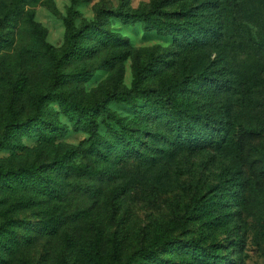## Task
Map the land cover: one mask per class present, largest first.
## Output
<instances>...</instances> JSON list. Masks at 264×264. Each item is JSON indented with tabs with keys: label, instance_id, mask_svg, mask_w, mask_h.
<instances>
[{
	"label": "rangeland",
	"instance_id": "1",
	"mask_svg": "<svg viewBox=\"0 0 264 264\" xmlns=\"http://www.w3.org/2000/svg\"><path fill=\"white\" fill-rule=\"evenodd\" d=\"M202 1L178 0L163 9L179 12L187 8L188 14L195 16ZM221 1L229 3L234 15L228 22L223 21L228 27L224 38L175 58L170 36L145 31L139 23L122 24L108 18L105 21L110 31L127 39L128 57L110 69L95 70L87 82L69 81L63 89L73 98L93 101L108 90L129 88L135 77L134 65L151 58L160 67L150 73L154 77L146 80V87H157L170 78L168 74L176 73L165 68L172 59L185 72L228 60L235 80L225 94L233 103V127L227 147L194 153L171 148L159 138L157 122L143 119L136 156L114 158L108 168L110 175L82 176L76 170L66 176L60 174L62 188L58 182L54 184L60 195L47 194L40 188L2 191L0 213L15 222L16 243H11L7 235L8 247L0 248L5 260L1 264H126L129 253L150 247L160 259L188 263L186 249L168 250L159 245L163 236L186 244L193 240L227 254L221 264H264V136L247 132V126L264 118V0ZM162 2L130 0L133 8L147 11L159 10ZM117 5L118 0H79L77 23L92 21L99 8ZM68 6L69 0H0V19L7 11L19 15L12 44L0 50V134L12 115L20 119L54 118L69 126L57 102L47 101L46 97L58 72L50 65L46 45L57 54L63 48ZM223 14L220 9L216 18L221 19L218 16ZM6 32L0 27L1 34ZM107 51L65 68L64 73L96 66ZM159 74L166 75L163 79L156 77ZM108 108L122 117L133 116L121 102L111 101ZM98 122L102 135L109 127L117 128L106 114H101ZM85 139L84 132L72 129L47 141L33 133L24 134L19 147L0 148V163L12 168L48 164ZM65 160L75 166L83 163L79 154ZM236 161L242 164L243 190L238 186L225 188L226 167H235ZM220 195L227 197L224 209L229 215L214 226V219L203 205L198 207V202ZM47 218L56 219L53 233L42 228V220ZM2 220L0 215V225H4ZM113 235L118 240L116 255L110 242ZM129 264L145 261L136 259Z\"/></svg>",
	"mask_w": 264,
	"mask_h": 264
},
{
	"label": "trees",
	"instance_id": "2",
	"mask_svg": "<svg viewBox=\"0 0 264 264\" xmlns=\"http://www.w3.org/2000/svg\"><path fill=\"white\" fill-rule=\"evenodd\" d=\"M176 1L178 0H163V5L158 7L159 10L147 11L133 8L130 0H118L115 8H99L92 21L77 23L79 11L76 7L79 0H69L63 48L57 54L51 45H46L50 65L58 71L48 86L46 97L47 101L57 102L70 127L60 124L54 118L20 119L12 115L0 134V148L19 147L20 137L29 133L47 141L72 129L84 132L86 139L78 146L67 150L65 154L56 156L48 164L12 168L0 163V193L16 188H40L47 194L60 195V190L54 186L58 182V186L62 188L63 180L60 174L66 176L76 170L77 175L82 176L89 173H96V177L110 175L108 168L114 158L136 156L138 152L136 142L144 131L140 124L143 119L157 122L159 138L171 148H182L194 153L210 149L222 151L227 147L233 127V103L225 94L235 80L234 74L229 72L232 64L228 60L213 62L212 67L203 65L201 69L191 68L185 72L176 66L172 59L165 68H170V72L176 73L168 74L170 78L157 87H146L143 86L146 80L154 77L149 76L150 73L160 67V64L151 58L134 65L135 77L129 88L108 90L93 101L78 100L63 89L69 81L87 82L95 70L110 69L128 57L130 49L127 39L110 31L106 25L105 20L110 17L118 19L122 24L139 23L145 31L170 36L175 47L174 58L186 51L198 52L206 48L211 41L217 43L224 38L228 27L223 21L228 22L234 17L233 8L229 3L221 0H204L199 4L200 12L195 16L188 14L187 8L179 12H168L163 9ZM220 9L224 12L223 16H218L221 19L216 18ZM18 18L19 15L11 11L5 12L1 17L0 27L7 32L5 35L0 33V50L12 44ZM220 45L223 48L224 44ZM104 50H108L106 56L96 66L75 69L68 75L64 73L65 68L91 60ZM233 62L236 66L235 59ZM240 68L245 70L244 65ZM165 75L159 74L156 77L164 79ZM111 101L127 105L133 116L126 118L111 111L108 108ZM101 114H106L117 127L116 129L109 127L105 135L99 132L98 118ZM247 132L251 135L264 136V118H259L254 126H247ZM76 154L80 155L82 164L75 166L65 160L67 156ZM226 171L225 188L238 186L239 190H243L245 179L242 175V164L236 161V166L226 167ZM237 191L238 188L234 189L235 193ZM226 199V195H220L217 198L210 197L205 202L200 200L198 202V207L203 205L210 218L214 219V226L223 223L229 215L224 209ZM0 215L3 220L5 219L4 225H0V248L5 249L8 247L7 235L11 243H16L15 222L5 214ZM217 217L219 218L215 219ZM55 221L56 219H43L42 228L53 233L57 228ZM171 226L169 225V228ZM110 242L116 255L118 240L115 235L110 238ZM159 245L167 246L168 250L186 249L189 262L184 264H221L227 258V254L221 255L216 250H210L209 246H201L193 240L186 244L176 238L163 236ZM136 259H143L145 264H179L171 259H160L153 247L132 251L127 255L125 263L129 264ZM1 263H5V260L0 251Z\"/></svg>",
	"mask_w": 264,
	"mask_h": 264
}]
</instances>
